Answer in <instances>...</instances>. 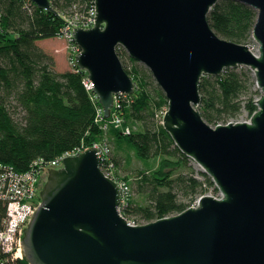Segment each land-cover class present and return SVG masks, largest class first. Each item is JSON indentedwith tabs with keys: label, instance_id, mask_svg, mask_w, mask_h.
Here are the masks:
<instances>
[{
	"label": "water",
	"instance_id": "1",
	"mask_svg": "<svg viewBox=\"0 0 264 264\" xmlns=\"http://www.w3.org/2000/svg\"><path fill=\"white\" fill-rule=\"evenodd\" d=\"M52 12L49 0H31ZM91 29L75 28L77 64L110 117L116 96L133 95L121 47L152 73L169 103L162 125L175 146L221 193L179 215L133 225L120 187L101 170L98 150L50 169L41 204L25 230L29 264H264V0H232L258 17L249 44L219 36L209 14L221 0H93ZM249 68L262 94L248 122L212 126L199 111L206 75Z\"/></svg>",
	"mask_w": 264,
	"mask_h": 264
},
{
	"label": "trees",
	"instance_id": "2",
	"mask_svg": "<svg viewBox=\"0 0 264 264\" xmlns=\"http://www.w3.org/2000/svg\"><path fill=\"white\" fill-rule=\"evenodd\" d=\"M49 1L52 12L30 0H0V176L8 171L22 176L40 171V176L58 157L102 145L109 152L102 170L129 187L121 212L131 222L147 224L190 209V202L207 195L214 183L204 173V181L195 177L191 159L164 129L162 119L169 107L165 93L153 88L150 73L119 47L136 88L105 117L98 96L85 85L89 75L78 67L58 72L53 57L38 46L43 40L63 39L70 22L76 17L83 20L95 8L94 1ZM257 17L247 5L221 0L208 20L222 38L247 45L253 42ZM251 73L238 67L227 69L222 77L201 79L199 111L206 123L226 125L244 111L250 117L258 111ZM115 115L123 127L113 124ZM125 128L131 129L129 135ZM123 155L129 162L134 155L147 165L134 182L119 169ZM153 161L155 167L148 165ZM8 203L0 197V232L7 227ZM1 246L0 264H29L15 258L16 249L7 252Z\"/></svg>",
	"mask_w": 264,
	"mask_h": 264
},
{
	"label": "built area",
	"instance_id": "3",
	"mask_svg": "<svg viewBox=\"0 0 264 264\" xmlns=\"http://www.w3.org/2000/svg\"><path fill=\"white\" fill-rule=\"evenodd\" d=\"M96 14L97 11L94 8L86 17H84L83 20L79 19L78 17L74 18V20L71 21L69 26L64 30L65 35L63 36V39L69 38L71 43L76 45V48H78L79 51L80 50L79 46L73 41L74 30L75 28H81L83 30L93 28L96 23ZM78 53L80 54V51ZM69 64L71 65L70 68H75V69L76 67L79 68L76 57L71 58L69 60ZM85 85L91 90H93L95 87V85L89 80V77ZM127 96L128 95L120 94V96H116L115 100L118 104H120L121 98ZM113 124L117 128H121L122 125L121 117L115 115ZM130 131L128 130V133H130ZM94 148L98 150L99 158L100 160H102L101 162V170H102V164L103 162H105V158L109 154L108 149H106L102 145L101 146L97 145ZM84 152L86 151L78 150V151L66 153L58 157V159L52 161L50 165H48V169L50 170V169L61 168L63 167L64 165L63 161L66 158L80 156V154ZM48 171L46 173H41L40 176L37 174L40 171H37L35 173H26V175L24 176L14 174L8 171L5 172L2 176H0V197H2L4 200L9 201L8 208L10 209L8 213V222H7L6 230L4 232H0V243L3 249L6 248L9 251L16 249L17 255L19 253V246H20V251L22 250V241L25 230L27 229L29 223L33 219L35 212L39 209L36 208L37 206H39V203L37 199H35L39 190L38 183L40 181H43L42 183H44V176L46 175L48 177L49 175ZM104 173L109 179L113 181V179L108 173H106L105 171ZM118 185L120 187V192H121L120 194V203H121L120 212H121L122 208L125 207V204L127 203L126 201L129 197V192H128L129 187L125 183L124 184L118 183ZM197 205L194 204L192 205V207H196ZM131 224L137 225L134 222H131ZM21 254L23 256V250L21 251Z\"/></svg>",
	"mask_w": 264,
	"mask_h": 264
},
{
	"label": "rangeland",
	"instance_id": "4",
	"mask_svg": "<svg viewBox=\"0 0 264 264\" xmlns=\"http://www.w3.org/2000/svg\"><path fill=\"white\" fill-rule=\"evenodd\" d=\"M38 46L47 55H50L51 57H53V59L55 61V65H56V70L58 72H60V73H65V71H68L70 69L71 65L69 64V60L71 58H74V57H76V59H77V56L79 55L78 52L81 51V49L78 51V48H76V45H74L73 43H71V41H70L69 38H66V39L65 38L64 39L61 38V39H53V40L52 39H50V40H43L42 42L38 43ZM249 46L252 47V50H253L254 53L255 52L258 53L259 46H257V44L254 41L252 43H250ZM139 65H141V69L142 70H145V71L149 72V70L143 64L140 63ZM242 68H245L247 70L249 69V68H246V67H242ZM149 73L151 75L150 82L154 84V85H152V87L153 88H159L160 89V87L158 86L157 82L155 81L152 73L151 72H149ZM251 76H252V78H254V73L253 72L251 73ZM254 79H255V82H256V78H254ZM252 89H253L254 92H256V94L254 95V99L257 101V99L260 98L262 92L259 89H257L256 84L253 86ZM93 92H94V90H93ZM113 106H114L115 111H116V108L118 107V103L116 102V100L114 101V105ZM113 109H111V111ZM250 118L251 117L249 116L248 112L247 111H244L237 119H231V120H229V122H234V123L248 122L250 120ZM222 125H224V124H222ZM123 126L124 125L122 124V127ZM140 129H141V126L140 127H134V131H140ZM128 130L130 131V129H126V128L124 130V133L126 135H129ZM125 158L128 159V157H124V155H123L122 156V159H120V160H122V163H121L119 169L122 171L123 176L126 174L133 181L134 180V177H136L138 175L139 171L144 170L147 165L146 164L143 165L142 162H140L138 159H136L134 157V155H133V157H131V159H132L131 162H129V159H128V162H127V160ZM148 165H150L151 167H155L157 165V163H156V161H153L152 164H148ZM190 165H191V167L194 168V170L196 172L195 173V177L204 181L205 178H203V176L201 175L202 174L201 167H198L193 160H191ZM46 177L47 176L45 175L44 176V183L45 184L44 183L42 184L43 181H40L38 183L39 190H38L37 196L43 190V188H44L43 186L46 185V182L48 180V177H47V179H46ZM210 188L211 189L209 191H207V193H206L207 195H213V196H216L217 198H220L221 197V193L218 190H216L215 185H214V187L211 186ZM136 194L137 193L135 192V196H136ZM199 198L200 197H197L196 200L190 202V204H193V205L196 204L197 205ZM37 201L39 203V206H37L36 208H39L40 207V204H41V199L40 198L39 199L37 198ZM38 203H37V205H38ZM188 204H189V202H188ZM8 207L9 206H7V208ZM9 210L10 209L8 208L7 214L9 213ZM4 250L7 251V252L9 251L6 248ZM21 251H20V246H19V253H18V255H17V252L15 253V258H17V259H23L24 258L22 256V254H21Z\"/></svg>",
	"mask_w": 264,
	"mask_h": 264
},
{
	"label": "bare ground",
	"instance_id": "5",
	"mask_svg": "<svg viewBox=\"0 0 264 264\" xmlns=\"http://www.w3.org/2000/svg\"><path fill=\"white\" fill-rule=\"evenodd\" d=\"M256 53V52H255ZM256 55H258V53H256Z\"/></svg>",
	"mask_w": 264,
	"mask_h": 264
}]
</instances>
